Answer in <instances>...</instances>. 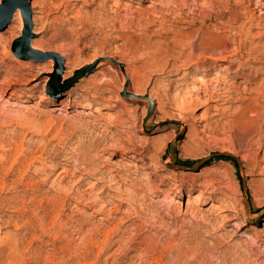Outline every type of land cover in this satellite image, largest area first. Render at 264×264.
I'll return each instance as SVG.
<instances>
[{
	"label": "rangeland",
	"instance_id": "obj_1",
	"mask_svg": "<svg viewBox=\"0 0 264 264\" xmlns=\"http://www.w3.org/2000/svg\"><path fill=\"white\" fill-rule=\"evenodd\" d=\"M37 1L27 52L13 51L21 7L0 28V264H264V146L249 147L255 133L235 120L264 88V8L47 0L58 8L43 14ZM92 11L111 21L82 23ZM214 69L233 93L218 112L195 99L211 80L200 73ZM43 195H60L66 224L34 228V240L15 207ZM81 225H109L123 240L93 260Z\"/></svg>",
	"mask_w": 264,
	"mask_h": 264
},
{
	"label": "bare ground",
	"instance_id": "obj_2",
	"mask_svg": "<svg viewBox=\"0 0 264 264\" xmlns=\"http://www.w3.org/2000/svg\"><path fill=\"white\" fill-rule=\"evenodd\" d=\"M64 0H58V2H63ZM69 3L73 2V4L81 1L82 4L84 6L87 7V9H90L93 5H99V1L100 0H67ZM167 1V0H166ZM224 1V0H223ZM222 0H202V2L200 4H202L207 10H215L216 6L214 4H224ZM228 1L229 3L231 1H236V0H225V2ZM243 2V0H241ZM251 2V4L255 5V7H261L260 9L264 8V3L262 2V0H248ZM177 2V1H176ZM175 2V3H176ZM194 2V0H193ZM38 7H39V12L43 13L45 12V10L47 9H52L53 7L58 8V5L55 2H47V0H38ZM171 3V2H170ZM180 3V1H179ZM177 3V4H179ZM195 3V2H194ZM193 3V4H194ZM238 3V2H237ZM240 3V2H239ZM71 4V3H70ZM182 4V3H181ZM189 4V3H188ZM196 4V3H195ZM162 5V4H161ZM201 5V6H202ZM218 5V6H220ZM100 6V5H99ZM98 6V7H99ZM185 6V5H184ZM197 7V5H194ZM202 6V7H203ZM154 7V6H153ZM195 7V9H197ZM200 7V6H199ZM201 7V8H202ZM200 8V9H201ZM205 8H203V10H206ZM154 9V8H153ZM193 9V8H192ZM199 9V8H198ZM258 9V8H257ZM180 10V9H179ZM235 9L229 7V10L227 13H223V16L227 17V19H229L230 24L234 23L235 21L238 20V18L233 14V11ZM94 11V10H93ZM86 13L81 17V22L83 23V21L86 22V24L90 23H98L100 25H105L101 22L105 21V23L107 24L108 22H110L111 20L109 19V17L105 16L107 18H104V16L100 13ZM171 11V10H170ZM174 11V10H173ZM258 11V10H257ZM260 11V10H259ZM17 12V11H16ZM130 12V11H129ZM195 12V11H194ZM19 13V12H18ZM131 13V12H130ZM193 13V12H192ZM199 14V12H197ZM221 13V12H220ZM263 13V12H262ZM20 14V13H19ZM138 14V13H137ZM226 14V15H225ZM77 15V14H75ZM98 15V16H97ZM135 15V14H134ZM175 15V13H174ZM19 16V15H18ZM138 16V15H137ZM140 16V15H139ZM177 16V15H176ZM157 17V16H156ZM179 17V16H178ZM131 18V16H130ZM155 18V17H154ZM162 18V17H161ZM249 18V17H248ZM118 18L116 17L115 20H117ZM174 19V18H173ZM253 19V17H252ZM251 19V20H252ZM178 20V19H177ZM118 21V20H117ZM131 21V20H130ZM228 21V20H227ZM228 21V22H229ZM84 22V23H85ZM161 22V21H160ZM186 22V21H185ZM122 23V22H121ZM164 24V23H163ZM252 26V25H250ZM201 29H199L198 31H200ZM197 31V29L195 30ZM197 39L195 43V41L193 42V47H201L203 45V34H201L200 32L197 33ZM192 40V39H191ZM193 41V40H192ZM229 42V41H228ZM19 47L17 48L18 52H22L25 53L27 52L24 48H22L21 45H18ZM261 53V52H260ZM223 57H227V55L222 56ZM223 58V59H225ZM226 60V59H225ZM202 77H209L210 82L206 84L205 81L200 80V86L198 87V89L196 90V94H195V99L199 100L200 97H205V99L203 101H201V103L205 104L208 107H212L213 110H220L219 105L223 104V103H227L229 101H232V97H233V93L232 91H230L229 88H225L224 86V82L219 83L217 80H213V78L218 74L217 70H213L211 72H207V71H202L201 73ZM195 77V76H194ZM198 78V77H197ZM195 77V79H197ZM201 79V78H200ZM12 83V82H11ZM224 85V86H223ZM10 86V84H9ZM8 86V87H9ZM194 89V88H193ZM231 95V96H230ZM192 101H194V99H191ZM200 101V100H199ZM198 102V101H197ZM241 102V101H240ZM212 103H215V105L212 106ZM91 107L96 105V102H90ZM89 104V105H90ZM177 110H182V108H184V102H179L177 104V106H175ZM217 111V112H218ZM176 114V113H175ZM179 118V117H178ZM182 119V118H179ZM237 124L238 126L241 127H245L246 129V134H251V133H255V136L257 139H255L254 141L249 142L250 144H247L249 147H253V148H261L264 146V88L260 87L259 89L256 90V96L249 98V102H247L246 104L242 105L240 112L238 113L237 116ZM180 121V120H179ZM236 124V123H234ZM247 146V147H248ZM2 159V158H1ZM166 163H172L171 160L166 159L165 160ZM250 165V170H255V165L254 163H249ZM20 171V170H19ZM63 171V170H62ZM66 174V173H65ZM15 184V183H14ZM34 185V184H33ZM57 186V185H56ZM4 187V186H3ZM12 187V186H11ZM1 188V187H0ZM32 188V187H31ZM62 188V187H61ZM69 192V191H68ZM64 194V193H63ZM78 194V193H77ZM61 195V194H60ZM59 195V196H60ZM82 195V194H81ZM59 196H48V195H43L41 196L39 199H37L35 201V206L34 208L30 209L28 208V206L26 207V205L24 204V201H21V207L19 205H17L18 201H15V205H17V207H15L17 210L19 209H23L24 210V216H25V225L28 227L29 233H30V237L32 236V238H38L36 237L37 233L34 230V228H37L39 231L41 230H46V231H52L54 230L57 234V231L60 233V231H62V227L66 224H63V214L61 215V209L60 207L61 205V198ZM64 196V195H63ZM83 196V195H82ZM167 196V195H165ZM13 198V197H12ZM32 198V197H31ZM93 198V197H92ZM96 199V198H95ZM167 199H169L170 202L173 201H177L173 198V196H167ZM197 199V198H196ZM33 200L30 199V202H32ZM33 203V202H32ZM210 204L212 206H215L217 204H215L213 201H210ZM13 207V206H12ZM73 221V220H72ZM72 221H70L69 223H72ZM75 221V220H74ZM100 224V223H98ZM107 224V223H106ZM109 226V225H108ZM108 226H103L101 225V227H97V226H93V227H88L86 229H84V227L81 225L80 228H77V236L78 234H80V240L81 242H83V244L86 246L87 252L85 251L86 256H89L91 254V251L95 250L96 252V258L97 259L101 254L105 253L106 251H108V249L110 248V246L114 245V243H120V238H118V236H114V227H108ZM67 227V226H66ZM87 227V226H86ZM68 228V227H67ZM101 228V229H100ZM116 229V228H115ZM57 230V231H56ZM65 230V228H64ZM74 232V231H73ZM58 233V234H59ZM118 233V232H117ZM48 234V233H47ZM68 234V233H67ZM116 234V233H115ZM62 235V234H60ZM59 235V236H60ZM73 235V234H72ZM53 236V235H52ZM121 236V235H120ZM58 237V235H57ZM63 237V236H62ZM61 236L58 239V241H65V239H63ZM116 237V238H115ZM7 238V237H6ZM11 238V237H10ZM115 238V239H114ZM9 239V238H8ZM56 238L52 239L53 241L57 240ZM78 239V238H77ZM16 239L14 238V241ZM33 240V239H32ZM74 240V239H73ZM121 240H123L121 238ZM52 241V242H53ZM17 242V241H16ZM67 242V240H66ZM59 245V244H58ZM63 245V244H62ZM120 245V244H119ZM5 246V245H4ZM51 246V245H50ZM64 246V245H63ZM66 246H68L66 244ZM124 246V245H123ZM144 246V245H143ZM8 247V246H7ZM14 247V246H13ZM12 247V248H13ZM53 247V246H52ZM74 247V246H72ZM11 248V247H10ZM9 248V249H10ZM61 248V247H60ZM59 248V249H60ZM259 248V247H258ZM115 249V248H114ZM121 249V245L118 246L112 253H110L111 255H114V253L116 254L117 251L119 252V250ZM69 250V249H68ZM12 251V250H11ZM48 252V251H47ZM55 252V251H54ZM13 253V252H12ZM80 253V252H79ZM78 253V254H79ZM122 253V252H121ZM144 253V252H143ZM16 254V253H15ZM21 254V253H20ZM51 254V253H50ZM55 254V253H54ZM63 254V253H62ZM75 254V253H74ZM11 255V254H10ZM17 255V254H16ZM14 255V256H16ZM57 255V254H56ZM93 255V254H92ZM108 255V254H107ZM71 256V255H70ZM79 256V255H78ZM144 256V255H143ZM142 256V257H143ZM55 257V256H54ZM131 257V256H130ZM129 257V258H130ZM146 257V256H145ZM50 258V257H49ZM48 258V260H49ZM67 258V257H66ZM84 258V257H83ZM102 258V257H101ZM106 258V257H105ZM80 259V258H79ZM90 259V258H89ZM88 259V260H89ZM104 259V258H103ZM109 259V258H108ZM131 259V258H130ZM46 260V259H45ZM84 260V259H83ZM143 260V259H142ZM58 261V260H57ZM64 261V260H63ZM66 261V260H65ZM81 261V260H80ZM87 261V260H86ZM107 261V260H106ZM83 262V261H82ZM88 262V261H87ZM90 262V260H89ZM118 262V261H117ZM2 263V262H1ZM47 263V262H46ZM49 263V262H48ZM80 263V262H79ZM85 263V262H83ZM102 263V261H101ZM21 264V263H20ZM61 264V263H60ZM96 264V261L93 263ZM105 264V263H104ZM114 264V262H113ZM120 264V263H119Z\"/></svg>",
	"mask_w": 264,
	"mask_h": 264
},
{
	"label": "water",
	"instance_id": "obj_3",
	"mask_svg": "<svg viewBox=\"0 0 264 264\" xmlns=\"http://www.w3.org/2000/svg\"><path fill=\"white\" fill-rule=\"evenodd\" d=\"M21 7L24 13V28L22 35L17 43L13 45V51L16 55L21 53L17 51L18 45L27 46L29 35L31 34V10L28 0H1L0 1V28H3L10 20L12 10L14 7ZM34 55V54H33ZM36 55V54H35Z\"/></svg>",
	"mask_w": 264,
	"mask_h": 264
},
{
	"label": "trees",
	"instance_id": "obj_4",
	"mask_svg": "<svg viewBox=\"0 0 264 264\" xmlns=\"http://www.w3.org/2000/svg\"><path fill=\"white\" fill-rule=\"evenodd\" d=\"M225 158L228 160L232 159V157H230L229 155L225 156Z\"/></svg>",
	"mask_w": 264,
	"mask_h": 264
}]
</instances>
